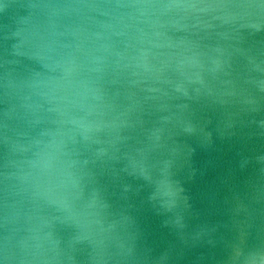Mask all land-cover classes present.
Wrapping results in <instances>:
<instances>
[{
    "label": "water",
    "instance_id": "water-1",
    "mask_svg": "<svg viewBox=\"0 0 264 264\" xmlns=\"http://www.w3.org/2000/svg\"><path fill=\"white\" fill-rule=\"evenodd\" d=\"M106 2L115 0H0V264H22L25 257L31 264H98L94 246L87 240H75V223L53 219L58 214L52 208L36 207L20 191L19 182L12 175L17 171L15 162L23 159L17 145L24 143L36 127L21 106L32 100L22 99L25 92L20 84L32 71L41 70L35 60L17 55L13 45L18 42L14 33L24 26L25 20L41 28L54 22L58 25L56 31L61 32L83 22L72 10L33 5ZM185 2L253 6L243 10L250 13L243 19L233 15L240 11L237 9H209L183 21L189 30L169 29L167 33L173 39L197 41L202 51L226 59L224 82L215 81L213 86L233 95L227 104L166 97L154 100L152 97L160 94L150 89L170 91L169 86L152 79L135 82V77L115 68L116 57H109L108 94L115 114H123L130 126L102 133V143L81 145V149L86 153L100 148L109 150L107 155L94 157V163L89 165L93 176L86 195L97 190L109 205V219L125 216L130 220L132 259L119 264H242V257H236L230 247L232 238L242 232L253 242L252 250H258L259 240L264 237V175L256 159L264 155V135L260 134L264 121V0ZM54 11L60 15H50ZM108 23L114 21L99 13H90L87 18V26L94 31L103 32L102 25ZM52 39L69 43L73 38ZM113 40L118 50H125L127 37L114 36ZM76 55L83 57L84 52ZM182 103L195 113L198 130L194 135L172 138L182 149L178 176L184 199L175 212H164L158 202L148 199L151 189L144 187V181L125 171V153L133 152L146 141V129L170 127L162 117L177 112L175 106ZM231 122H236V126L228 128ZM117 135L125 139L117 140ZM205 144L208 146H202ZM241 151L251 158L243 169L237 164V153ZM177 214L184 218L186 229H177L171 223ZM39 220L49 221L44 230L50 231L57 241L55 252H37L22 244ZM205 226L217 229L213 242L207 238L194 242L192 237ZM111 251L114 255L115 249ZM33 253L36 260L32 259ZM107 264L118 262L110 259Z\"/></svg>",
    "mask_w": 264,
    "mask_h": 264
},
{
    "label": "clouds",
    "instance_id": "clouds-1",
    "mask_svg": "<svg viewBox=\"0 0 264 264\" xmlns=\"http://www.w3.org/2000/svg\"><path fill=\"white\" fill-rule=\"evenodd\" d=\"M33 7L72 10L83 22L61 32L56 31L58 25L54 22L41 28L25 20L24 26L14 33L18 37L14 52L35 60L41 70L32 71L20 84L25 92L22 99L32 100L21 106L36 127L24 143L17 145L23 159L15 162L17 171L12 175L19 182L20 191L36 207L52 208L58 214L53 219L75 223L78 228L75 240H87L94 246L98 264H107L110 259H116L118 264L128 261L132 259L129 218L109 219V205L99 192L93 189L86 195L93 176L89 165L94 163V157L107 155L109 150L100 148L86 153L81 149V145L102 143V133L130 126L123 114H115L108 94L109 57H116L115 68L135 77V82L152 79L154 83L169 86L170 91L150 89L160 94L152 97L154 100L166 97L230 103L228 98L233 93L213 86L215 81L224 82L226 59L202 51L197 41L173 39L167 33L169 29L189 30L183 21L209 9H237L240 11L233 15L243 19L250 14L243 10L253 6L196 4L185 0H115ZM90 13L110 17L114 23L102 25L103 32L94 31L87 26ZM50 15L60 13L54 11ZM56 36L73 39L69 43H58L52 39ZM114 36L127 37L124 51L117 49ZM81 51L84 55L78 57L76 53ZM34 97L38 99L33 100ZM175 107L177 112L162 117L170 127L146 129V141L133 152L125 153L128 160L125 171L144 181V187L151 189L148 199L158 202L164 212H175L184 199V188L178 176L182 149L172 138L194 135L198 130L195 113L190 111L189 105L182 103ZM235 126L236 122L227 125L228 128ZM261 128L260 134L264 135V121ZM116 139L125 137L117 135ZM237 155L241 169L251 163V158L242 151ZM256 159L264 175V155ZM171 223L180 230L187 228L179 214ZM48 226L49 221L39 220L29 230L31 235L22 241L25 249L55 252L57 241L50 231L44 230ZM216 231L215 227L205 226L192 239L195 242L207 238L212 243ZM252 243L241 232L232 238L230 247L236 257H242V264H264V237L259 240L258 250H252ZM112 249H115L114 255ZM37 258L33 253L32 259ZM22 264H31V261L25 257Z\"/></svg>",
    "mask_w": 264,
    "mask_h": 264
}]
</instances>
